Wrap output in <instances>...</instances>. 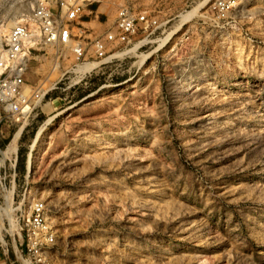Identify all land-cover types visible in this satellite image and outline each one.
Masks as SVG:
<instances>
[{
    "label": "rangeland",
    "instance_id": "1",
    "mask_svg": "<svg viewBox=\"0 0 264 264\" xmlns=\"http://www.w3.org/2000/svg\"><path fill=\"white\" fill-rule=\"evenodd\" d=\"M62 1L0 0V37ZM87 1V45L122 5L157 26L103 58L32 51L26 80L45 96L22 120L0 107V144L16 159L9 213L44 201L55 242L31 262L0 220V259L264 264V0H225L224 13L219 0Z\"/></svg>",
    "mask_w": 264,
    "mask_h": 264
},
{
    "label": "built area",
    "instance_id": "2",
    "mask_svg": "<svg viewBox=\"0 0 264 264\" xmlns=\"http://www.w3.org/2000/svg\"><path fill=\"white\" fill-rule=\"evenodd\" d=\"M85 2L88 3L87 0H63L58 12L40 3L0 37V107L8 115L16 120L28 118L45 96L42 87H32L26 80L32 51L39 45L69 47L77 60H85L88 50L92 48L96 57L103 58L110 45L128 43L139 30L157 26V19L150 11H135L130 6L122 5L118 8L114 27L87 45L81 39L82 31L79 34L75 32L87 6ZM214 7L224 13L229 2L219 0ZM12 157L0 144V220H8L10 233L15 235V232L21 238V250L28 260L40 262L42 249L55 242V234L48 222V209L44 201H32L26 213H9L8 208L15 202L16 159ZM3 256L0 264H17L7 253H3Z\"/></svg>",
    "mask_w": 264,
    "mask_h": 264
},
{
    "label": "bare ground",
    "instance_id": "3",
    "mask_svg": "<svg viewBox=\"0 0 264 264\" xmlns=\"http://www.w3.org/2000/svg\"><path fill=\"white\" fill-rule=\"evenodd\" d=\"M190 16V15H189ZM2 31V33H5V32H7V29L5 30H1ZM7 34V33H6ZM90 67V66H89ZM20 131L21 130H19L18 132H17V134L15 135V137L13 138V140H12V143H10L11 144V146L9 147L10 149H13V150H16V148H17V140H18V138H19V136H20ZM40 134H42L41 133V131H39L38 132V134H37V136H36V138L34 139V142H33V145L32 146H34V145H36L35 143L37 142V140L39 139V138H41V137H39L40 136ZM11 151V150H10ZM30 165H31V160L28 162V168H30ZM11 207V206H10Z\"/></svg>",
    "mask_w": 264,
    "mask_h": 264
}]
</instances>
